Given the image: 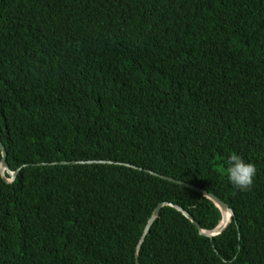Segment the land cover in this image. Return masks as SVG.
Wrapping results in <instances>:
<instances>
[{"label":"trees","instance_id":"1","mask_svg":"<svg viewBox=\"0 0 264 264\" xmlns=\"http://www.w3.org/2000/svg\"><path fill=\"white\" fill-rule=\"evenodd\" d=\"M0 139V264H136L163 201L221 222L151 171L235 216L163 206L140 264H264V0H0Z\"/></svg>","mask_w":264,"mask_h":264},{"label":"water","instance_id":"2","mask_svg":"<svg viewBox=\"0 0 264 264\" xmlns=\"http://www.w3.org/2000/svg\"><path fill=\"white\" fill-rule=\"evenodd\" d=\"M0 149H1V152H2V159H1V163H0V169H1V172H2V175L5 177L4 175V172L6 171L9 175H10V178H6L8 181H12L15 179V177L17 176L18 172H19V169L18 170H12L7 162V157H8V153H7V150L3 144V142L1 141L0 139ZM93 162H107L106 160H73V161H59V162H53L54 164L55 163H62V164H69V163H93ZM111 162V161H109ZM41 165L45 164V162L43 163H39ZM152 174H155V175H160L162 178H165V179H168L170 181H173V182H177L179 184H182L186 187H190L194 190H196L197 192H200L202 193L205 197L207 198H210L211 200H213V202L220 208L221 212H222V219H221V222L213 229H203L200 227L199 223L194 219V217L189 213L187 212L186 210H184L181 206L179 205H175L173 203H169V202H166V201H163V202H160L156 208L154 209L151 217L149 218L145 228H144V232H143V235L138 243V246H137V258H136V264H140L139 262V259H138V252L140 250V247L142 245V243L144 242L145 240V237L149 231V229L151 228V225L154 223V221L156 220V218L159 216L160 214V210L163 206L165 205H171V206H174L176 209L180 210L184 215H186L192 222L195 223V225L199 228V231L201 234L203 235H206L208 237H214L220 233H222L228 226L229 224L233 221L234 219V212L232 210V208L229 206V204H227L226 202H224L223 200H221L218 196H216L215 194L209 192L208 190L200 187V186H197V185H194V184H190L188 182H185L183 180H180V179H176V178H173V177H170V176H166V175H161V174H158V173H155L153 171H151ZM225 209H229L232 213V219L231 221L227 222V224L223 225V217H224V213H223V210Z\"/></svg>","mask_w":264,"mask_h":264},{"label":"clouds","instance_id":"3","mask_svg":"<svg viewBox=\"0 0 264 264\" xmlns=\"http://www.w3.org/2000/svg\"><path fill=\"white\" fill-rule=\"evenodd\" d=\"M222 171L232 185L240 191H247L253 184L257 169L253 162L232 151L227 154Z\"/></svg>","mask_w":264,"mask_h":264},{"label":"bare ground","instance_id":"4","mask_svg":"<svg viewBox=\"0 0 264 264\" xmlns=\"http://www.w3.org/2000/svg\"><path fill=\"white\" fill-rule=\"evenodd\" d=\"M2 173V172H1ZM6 176V175H5ZM8 181V180H7ZM224 217H223V225L227 224L232 218V213L229 209L223 210Z\"/></svg>","mask_w":264,"mask_h":264}]
</instances>
